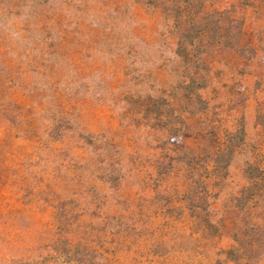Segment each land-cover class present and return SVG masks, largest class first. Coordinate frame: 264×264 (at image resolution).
I'll use <instances>...</instances> for the list:
<instances>
[{"label": "rangeland", "instance_id": "1", "mask_svg": "<svg viewBox=\"0 0 264 264\" xmlns=\"http://www.w3.org/2000/svg\"><path fill=\"white\" fill-rule=\"evenodd\" d=\"M202 10L242 33L232 48L195 40L183 80L159 10L0 0V264H68L75 250L76 264H236L224 250L252 229L262 245L240 264H264V197L236 205L245 165L264 158V0H203ZM161 96L183 121L174 137L149 111ZM241 130L226 173L211 174L209 156ZM175 154L187 161L155 185L157 163ZM195 156L207 160L205 232L182 209Z\"/></svg>", "mask_w": 264, "mask_h": 264}, {"label": "trees", "instance_id": "2", "mask_svg": "<svg viewBox=\"0 0 264 264\" xmlns=\"http://www.w3.org/2000/svg\"><path fill=\"white\" fill-rule=\"evenodd\" d=\"M133 2L147 8L159 10L169 22L170 30L176 31L178 37L176 53L182 58L183 65L185 66L183 80L189 77L188 74L191 75L187 71L189 62L195 63V40H197L199 46L206 42V44L210 45L220 44L224 47L232 48L236 45L235 43L239 42L242 33V30L237 29L234 31L228 24H221L218 18L204 14L202 10L203 0H133ZM191 80L193 81L194 77H191ZM149 111L153 119L158 123L159 128L161 130L165 129L169 137H174L178 131L182 130L180 127V124L183 123L182 119L174 112L163 96L157 98L156 104ZM170 139L172 138L168 140L170 141ZM245 141L243 130L240 133H233L224 138L221 147L216 146L217 154L212 157L209 156L212 163L211 174L219 175L226 173L234 150L243 147ZM176 156H170L171 161L169 160L167 164L157 163L159 170L156 173V177L153 178L155 185L159 180H164L169 175L174 166V161H177L179 158L187 161L186 156ZM202 159V156H195V160L193 161V165H195V191L194 186H188L187 190L184 191L185 204L182 209H187V217L195 224V229L205 232L210 231L214 226L209 217L208 205L199 200V195L206 190V185L201 179L202 175L199 174L201 164L203 165L207 161L202 162ZM189 163L191 165V162ZM204 171L207 172V168H204ZM243 173L248 182L239 192V196L236 197V205L239 209H243L245 204L256 195L264 197V158H257L255 162H248L244 167ZM191 175H193V171L190 172L189 176ZM191 177L193 178V176ZM178 208L169 204L166 205L165 211L167 212L168 210V212L175 213V210H178V213L182 214L183 212ZM123 228L118 229V231L121 233L126 229V226ZM260 236L261 234L258 233V230L254 229L243 231L241 235L234 233L232 235V243L224 250L228 259L236 264H240L241 261L244 263L247 259L251 260V254H248V252H250V249L253 250L254 246L262 245ZM102 251L106 253V250ZM77 254L76 250L72 253L66 252L64 262L76 264L80 259ZM85 255L91 260L94 257L89 252H86ZM89 264L94 263L91 262Z\"/></svg>", "mask_w": 264, "mask_h": 264}]
</instances>
